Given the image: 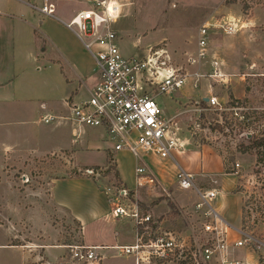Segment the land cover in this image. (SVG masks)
I'll return each instance as SVG.
<instances>
[{
  "label": "rangeland",
  "instance_id": "obj_1",
  "mask_svg": "<svg viewBox=\"0 0 264 264\" xmlns=\"http://www.w3.org/2000/svg\"><path fill=\"white\" fill-rule=\"evenodd\" d=\"M0 1L17 3L19 0ZM22 1L38 8L44 3V0ZM51 1L57 7L56 15H59L61 9H65L69 16H72L74 9L78 11L87 9L84 5L81 6L73 1L64 3L61 0ZM243 2L251 6L248 13L243 10ZM122 5L123 13L115 27L118 35L123 37L126 43L124 50L126 56H141L144 49L165 44L176 58L178 66L183 65L190 55L196 53L198 32L205 23L232 17L245 25V28L238 34L218 33L210 41V55L216 57L225 73L236 77L233 78V85L230 87H215V96L218 97L222 107L227 110L205 111L201 117V123L206 129L193 139L198 144L213 147L223 156L225 164L229 167L240 165V170L235 176L238 179L237 192L242 196L241 229L244 228L245 231L252 233L255 239L264 244V144L259 148L252 146L254 140L264 139V0H239L238 3L231 5L227 3V0H123ZM0 19L4 18L0 17ZM25 32L16 30V42L18 38L28 36V32ZM12 35L11 26L7 25L4 20H0V80L3 79L2 84L7 86L11 80L10 76L15 74L16 86L20 89L25 84L27 86L24 89L26 99L23 103L17 105L0 103V205L4 206H0V224H4L6 220L11 221L25 240H27L26 237L35 238L32 235L34 226L35 231L53 233L61 244L81 245V227L72 219H68L67 215L56 214L58 210L52 206L50 208L54 212H49L50 219L47 221L44 205L50 203L47 197L52 181L76 174L94 179L95 177L85 173L88 170L87 167H74L68 151L62 148L51 151L38 147L41 146L38 144L40 139L42 142L48 140L51 147H57L64 145L67 138L62 137L59 132L49 134L50 125L53 126V123L49 125L44 120L42 122L45 124L37 123L41 118L39 106L44 100L42 94L44 76L35 72L37 66L26 64L24 57L33 45L17 43L15 49ZM19 64L25 65L26 70L24 71V67ZM13 66H15L14 70ZM244 75L245 80L242 79ZM94 80L100 82L99 73L95 74ZM197 93L199 91L193 90L191 85L187 84L179 93L160 96L158 103L167 116H172L179 112L180 108L177 104L181 102V112L186 113L180 118L182 126L185 130L192 131L199 116L187 113L195 107V101L185 99L190 97L195 100ZM231 95L234 97L233 101H237L236 103L230 99ZM52 99L55 101L57 114L71 116L70 108L62 104L56 95H53ZM202 107H204L203 104ZM34 110H36V116L32 115ZM243 116L247 118L243 119ZM226 118L229 123L233 124L232 127L225 123ZM85 129L90 132L96 130L88 127ZM246 134L251 137L249 138ZM102 137L108 141L107 145L114 149L115 144L106 132ZM144 155L142 153V156ZM232 156H235L233 164L230 162ZM121 160L126 181L133 186L135 169L140 161L127 149L122 152ZM103 162V152L78 153L76 156L78 165ZM112 165L114 166L113 162ZM91 169L94 170L92 167ZM102 171L104 172H100L99 180L105 178L104 183L107 187L123 186V182L116 178L115 170H112L109 175H105V170ZM177 187L178 189L173 188L174 193L169 191L172 198L169 199L170 202L177 198L178 204L183 205L193 200L190 192L182 191L179 185ZM145 193L148 192L145 190ZM21 199H28L27 202L30 205L27 206H31L32 210L25 208L26 201L21 202ZM164 199L168 200L163 196L157 202ZM138 202L142 212L146 213V208H144L146 204L140 199ZM170 202L168 205L172 206ZM232 206L237 209L235 211V218H237L239 212L237 202ZM181 209L187 217L186 209L183 207ZM243 222H245V227H243ZM228 223L232 225L231 222ZM235 223L237 226V221ZM119 225L122 227L123 222ZM93 234L95 235L94 230H88L87 237L91 239ZM4 236L5 230L2 229L0 243L3 242ZM234 237L239 238V236ZM189 244L191 248L194 246L192 234L189 236ZM68 255L69 261L74 263L69 249ZM190 258L191 255L187 262L174 264H192ZM229 260L232 264L238 262L263 264L264 249H258L253 245L235 249L231 251ZM22 261H25L24 256L18 252L0 248V264H23ZM152 264L169 263L153 262Z\"/></svg>",
  "mask_w": 264,
  "mask_h": 264
},
{
  "label": "built area",
  "instance_id": "obj_2",
  "mask_svg": "<svg viewBox=\"0 0 264 264\" xmlns=\"http://www.w3.org/2000/svg\"><path fill=\"white\" fill-rule=\"evenodd\" d=\"M89 3V8L79 11L64 25L92 55L100 82L87 100L70 105V119L80 127L103 129L115 144L116 152L127 149L141 162L142 153L176 162L175 155L184 153L187 147V143L180 138L183 132L180 120L182 114L167 116L158 98L179 93L187 84L196 90H207L205 99L208 102L201 99L195 104L193 111L199 119L192 131H188L192 138L198 137L206 129L201 123L205 111L227 110L215 96V87H230L232 78L236 77L225 73L216 57L210 55V41L218 33L238 34L245 25L232 17L205 23L198 32L196 53L178 66L176 58L165 44L149 47L141 56H125L115 29L123 5L112 0H89ZM34 8L48 17L56 16V7L48 0L40 8ZM245 78L244 75L242 79ZM202 102L206 104L205 107H202ZM43 120L51 124L57 118L46 117ZM235 166L234 174H238L240 165ZM178 168L179 188L182 191L195 190L199 197L193 210L186 212L203 216L204 220L203 228L192 234L194 246L191 248L189 240L177 233L156 230L153 217L142 212L137 198L133 197L129 189L124 186H106L105 192L112 205L113 216L131 220L135 225L136 243L120 247L123 255L133 256L136 264L183 263L188 261L189 255L192 264H232L229 260L232 250L248 245L264 249V244L255 239L252 233L234 227L218 214L212 205L218 196L217 191L197 189L194 175L179 164ZM85 173L101 177L100 172L92 169ZM135 180L138 188L160 186L157 178L144 165L137 167ZM161 188L171 199L168 189ZM234 236L239 238L233 241ZM67 249L73 264H100L102 261L100 247L75 245L67 246Z\"/></svg>",
  "mask_w": 264,
  "mask_h": 264
},
{
  "label": "crops",
  "instance_id": "obj_3",
  "mask_svg": "<svg viewBox=\"0 0 264 264\" xmlns=\"http://www.w3.org/2000/svg\"><path fill=\"white\" fill-rule=\"evenodd\" d=\"M48 1L54 4L51 0ZM61 1L63 3L73 1L87 8L91 6L89 0ZM112 1L123 3V0H120L121 2L118 0ZM78 12V10L74 9L72 16H69L65 9H61L59 15L48 17L36 10L34 6H30L26 1L19 0L17 3L0 1V17L4 18L0 20H4L5 23L7 22V25H10L11 29H13L12 36L14 37L13 44L15 45V49L17 43L32 44V49L24 57L26 64L37 66L35 67V72L37 71L39 75L44 76L42 80L44 83V92H42L44 100L39 106L41 118L37 123L42 125L45 124L42 122L44 118L56 117L57 120L53 122L54 125L49 124L51 127L49 128V134L59 132L62 137L67 138L64 145L57 147H51L48 140L42 142V139H40V143H35L44 146L43 148L41 146L38 147L51 151L62 148L69 152L74 167H87L86 169L99 167L101 170H107L110 157H113V167L116 173L119 174L118 180L122 181L123 186L131 191L134 195L133 197L137 198L138 204L139 199L146 204V207H144L146 208L145 212L153 217L155 229L164 232H174L185 240H189V236L193 232L203 228L204 220L203 216L200 217L193 213H187L188 216L185 217L183 214L184 210L181 208L183 207L187 211L193 210L194 205L199 201L197 192L195 190H188L193 195V200L181 205L178 204L177 198L174 201L172 200L173 202H170V198L163 193L161 188L162 186L173 193L174 187L178 189L179 164L186 172L194 175V183L197 189L201 191H217L218 196L212 203L214 209L225 221L231 222L236 228H241L242 196L236 192L238 187L237 177L235 174L226 173V164L220 153L209 145L196 143L184 128L180 138L187 143V147L184 153L175 155L177 163L172 160H161L152 154L142 156L143 161L137 163L136 169L139 165H144L147 171L157 178L160 186L138 188L135 178L133 186L129 185L126 181L124 166H122L121 160V154L124 150L116 152L112 146V148L108 146V141H105L102 137L103 133H105L103 129H96L90 132L85 127H80L72 121L69 118L70 115L66 117L56 113L58 110L55 108V101L52 99L53 95H56L62 104L70 108V105L87 100L98 84V81H93V77L98 73L92 55L76 35L64 25V22H68L67 20H70ZM17 29L21 32H28V36L18 38L16 42ZM119 37L120 48L126 56L124 53L126 43L123 37ZM147 49L142 51V55ZM14 62H16L15 58ZM21 66L24 67L25 71V65ZM14 69L15 66H13ZM10 77L11 80L7 86L2 84L3 79L0 80V103H11L13 105L23 103L26 99L24 89L27 86L25 84L22 86V89L18 88L15 84V74H12ZM233 80L232 78L230 86L233 85ZM191 88L196 90L192 86ZM196 91H199L197 99L194 100L189 97L185 100L191 99L196 104L201 99H205L208 94L207 90L204 89ZM188 93L191 95L190 91ZM177 106L180 110L176 114L184 116L186 113L181 112V102ZM35 113L36 110H34L32 115L36 116ZM187 113L197 115L193 109L187 111ZM93 152H103L104 162L93 165H78L76 163L78 153ZM104 180L105 178L99 180L98 177L94 179L82 175H72L52 181L47 197L50 203H45L44 205L47 221L50 219L49 212H52V208L54 207L55 209L56 207L58 210L56 214L67 215L68 219H72V221L81 227V245L102 248L99 251L102 256L100 264H136V259L133 256H125L119 249L120 247L131 246L136 243L135 225L131 220L116 219L113 216L112 205L105 192L106 184ZM145 190L148 193H145ZM163 196L168 198V200L164 199L157 202ZM21 200V202H27L28 199ZM26 202L25 208L32 210L31 206L28 207L30 203ZM168 202L172 206H169ZM236 202L239 207L237 218H235V211L237 209L235 206H232ZM51 206L52 208H50ZM235 221H237V226H235ZM10 222L6 220L4 224H0V231L2 229L5 230V236L3 242L0 243V248L13 250L23 255L25 259L24 262L22 261L23 264H73L69 261L68 245L57 241L56 235L51 232L50 234L44 233L42 230L35 231V227L32 223H29L34 228L32 229V235L35 238L26 237L27 240H25L21 237L20 231H17L14 227V223ZM120 222H123L122 227L119 225ZM88 230L95 231V235H91V239L87 237ZM232 240L234 241L235 237ZM14 242L23 245L15 246Z\"/></svg>",
  "mask_w": 264,
  "mask_h": 264
},
{
  "label": "trees",
  "instance_id": "obj_4",
  "mask_svg": "<svg viewBox=\"0 0 264 264\" xmlns=\"http://www.w3.org/2000/svg\"><path fill=\"white\" fill-rule=\"evenodd\" d=\"M239 2V0H227V3L228 4H236V3H238ZM243 4H244V7H243V10H244V12L245 13H248L249 11H250V9H251V6L248 4V3H244L243 2ZM230 99L233 101L234 100V97L231 95L230 96ZM233 102H237V101H233ZM202 104H203V106L205 107L206 106V104L204 103V102H202ZM234 104V103H233ZM232 105V104H231ZM247 117L245 116H243V119H246ZM226 124H228L229 125V127H232L233 126V124L232 123H229V121H228V119L226 118V122H225ZM230 129V128H229ZM263 144H264V139H256V140H254V142H253V147H255V148H259L260 146H263ZM222 156V155H221ZM223 157V156H222ZM112 162H113V157H110V161H109V166H108V168H107V170H105V175H109L111 172H112V170H115V168L113 167V165H112ZM230 162L233 164V163H235V156H232L231 157V159H230ZM95 171H97V172H103L102 170H101V168H99V167H94L93 168ZM226 173L227 174H234L235 173V169H234V167L232 168V167H229L227 164H226ZM116 174V178L117 179H119V174L118 173H115ZM73 176H81V174H76V175H73ZM236 192H237V190H236ZM246 225H245V222H243V227H245ZM244 229V228H243ZM14 245L15 246H22L23 244H18V243H15L14 242Z\"/></svg>",
  "mask_w": 264,
  "mask_h": 264
},
{
  "label": "water",
  "instance_id": "obj_5",
  "mask_svg": "<svg viewBox=\"0 0 264 264\" xmlns=\"http://www.w3.org/2000/svg\"><path fill=\"white\" fill-rule=\"evenodd\" d=\"M205 100V102H208V99L206 98V99H204ZM247 135V134H246ZM249 138L251 137V135H247Z\"/></svg>",
  "mask_w": 264,
  "mask_h": 264
}]
</instances>
